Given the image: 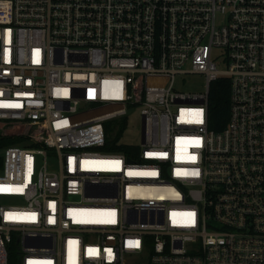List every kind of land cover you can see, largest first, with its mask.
I'll list each match as a JSON object with an SVG mask.
<instances>
[{"label": "built area", "instance_id": "1", "mask_svg": "<svg viewBox=\"0 0 264 264\" xmlns=\"http://www.w3.org/2000/svg\"><path fill=\"white\" fill-rule=\"evenodd\" d=\"M0 124V264H264V0H0Z\"/></svg>", "mask_w": 264, "mask_h": 264}, {"label": "trees", "instance_id": "2", "mask_svg": "<svg viewBox=\"0 0 264 264\" xmlns=\"http://www.w3.org/2000/svg\"><path fill=\"white\" fill-rule=\"evenodd\" d=\"M231 98L230 82L227 78H221L215 82L210 91L209 103V127L215 131L224 129L230 118ZM118 138H113L108 143L107 149L123 151L125 145L119 143ZM25 137L20 135H3L0 133V169L3 167L4 149L11 145L24 144Z\"/></svg>", "mask_w": 264, "mask_h": 264}, {"label": "rangeland", "instance_id": "3", "mask_svg": "<svg viewBox=\"0 0 264 264\" xmlns=\"http://www.w3.org/2000/svg\"><path fill=\"white\" fill-rule=\"evenodd\" d=\"M222 68H225V65L221 66ZM182 85L186 89H199L204 90V78L201 75H191V76H185L183 77ZM119 121H110L108 123L109 132L111 135V138H118L120 142L123 143H129V144H135L140 141L141 138V118L138 115L136 123L135 121H132L130 123V127L127 129H121L119 127ZM1 125V124H0ZM3 135H10V134H4L2 130H0ZM26 143V142H24ZM48 162L49 166L52 168H57V159H56V153L53 150H48ZM2 169H0L1 172ZM11 262L12 264H19V255L18 251L12 250L11 253Z\"/></svg>", "mask_w": 264, "mask_h": 264}]
</instances>
